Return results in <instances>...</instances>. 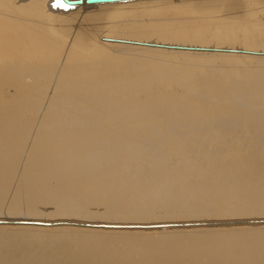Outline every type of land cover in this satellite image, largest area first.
<instances>
[{"label":"bare ground","instance_id":"6f19581e","mask_svg":"<svg viewBox=\"0 0 264 264\" xmlns=\"http://www.w3.org/2000/svg\"><path fill=\"white\" fill-rule=\"evenodd\" d=\"M58 5L0 0V264H264V0Z\"/></svg>","mask_w":264,"mask_h":264},{"label":"rangeland","instance_id":"374dc122","mask_svg":"<svg viewBox=\"0 0 264 264\" xmlns=\"http://www.w3.org/2000/svg\"><path fill=\"white\" fill-rule=\"evenodd\" d=\"M60 3H62L61 0H60ZM0 219H3V218H0ZM54 219H52V220H42V221H39L40 223H38V222H35V223L30 222V223H27V224L36 225V223H37V225H38V224L42 223L43 226L78 225V226L96 227V228H105V229L121 228V229H140V230H150V229L152 230V229H155V228H161L162 229L163 227H168V225H166V224L164 225L162 223L160 225L158 224L157 225L158 227H155L156 226L155 224H147V223H139V222H137V223L136 222L135 223H127L126 225H118V224H120L122 222H115V223L113 222L112 223V221H109V222L107 221V223H105V221H100V222H93L95 224H83V223H81V222H83V220H75V219H68V218H65V219L64 218H57V219L54 218ZM203 219L200 218V219H197V221H196V219H193V220L192 219L191 220L187 219V221H186V219H181L182 221L181 220H176V221L180 225H182L181 227L184 226V223H185V225H188V222H189V225H191V226H195L196 225V226H200V227H203V226L204 227H211V226L212 227H216L219 223L238 221V219H235V220H233V219H229V220L228 219H222L223 221L219 220V219L218 220L217 219H209V220L208 219H204L203 220ZM250 219L251 220L246 219L245 222H251V224H262V223H264L262 221H260V223L259 222H255V221H258V218H250ZM254 219H256V220L254 221ZM17 220H21V219H17ZM259 220H262V219H259ZM253 221L255 223H252ZM75 222H77V223H75ZM79 222H80V224H79ZM182 222H183V224H182ZM190 222L191 223L193 222V223L190 224ZM21 224H25V223H21ZM179 224H177V226H179Z\"/></svg>","mask_w":264,"mask_h":264},{"label":"water","instance_id":"95a60500","mask_svg":"<svg viewBox=\"0 0 264 264\" xmlns=\"http://www.w3.org/2000/svg\"><path fill=\"white\" fill-rule=\"evenodd\" d=\"M114 1H124V0H61L63 5L70 4L72 6L81 4L83 2L90 4V3H105V2H114ZM66 8H69V7H66Z\"/></svg>","mask_w":264,"mask_h":264},{"label":"snow or ice","instance_id":"6c2138e0","mask_svg":"<svg viewBox=\"0 0 264 264\" xmlns=\"http://www.w3.org/2000/svg\"><path fill=\"white\" fill-rule=\"evenodd\" d=\"M58 6H62V7H72V5L68 4V5H58Z\"/></svg>","mask_w":264,"mask_h":264}]
</instances>
